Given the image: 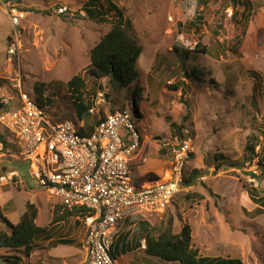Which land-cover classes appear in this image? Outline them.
I'll return each instance as SVG.
<instances>
[{
    "label": "rangeland",
    "instance_id": "1",
    "mask_svg": "<svg viewBox=\"0 0 264 264\" xmlns=\"http://www.w3.org/2000/svg\"><path fill=\"white\" fill-rule=\"evenodd\" d=\"M2 1L9 5L0 4V107L6 97H13L14 106V85L20 81V91L35 101L43 99L48 116L78 121L67 84L77 74L85 81L84 101L93 100L96 108L83 114L90 124L123 108L135 116L129 95L139 87L140 104L135 103L144 118L134 121L144 160L131 165L135 185L144 173L170 176L173 157L159 137L168 134L171 123L190 131L191 154L182 168L197 169L201 176L175 194L162 213L129 209L133 221L120 237L124 251L135 225L146 223L157 235L168 227L177 233L188 224L201 257L264 264V211L253 214L261 204L244 186L256 188L255 197L263 203L264 167L257 161L264 154V0H109L124 9L142 47L138 83L126 88L89 72V52L111 28L112 11L107 22H99L87 16L89 0ZM100 3L107 8L104 0ZM59 6L66 11L58 12ZM12 7L19 15L15 26L8 14ZM193 67L197 74L203 72L201 78L190 74ZM12 141L0 125V211L16 224L29 201L37 208L35 223L48 233L34 241L29 256L22 249H0V257L14 253L21 264H87L79 215L51 224L60 200L31 175ZM251 144L253 155L247 149ZM5 228L0 221V229ZM121 241L109 250L119 264H179L141 249L122 256Z\"/></svg>",
    "mask_w": 264,
    "mask_h": 264
},
{
    "label": "built area",
    "instance_id": "2",
    "mask_svg": "<svg viewBox=\"0 0 264 264\" xmlns=\"http://www.w3.org/2000/svg\"><path fill=\"white\" fill-rule=\"evenodd\" d=\"M2 3L9 5L0 0ZM66 9L59 6L57 10L62 13ZM8 14L11 24L18 25L19 15L13 7ZM14 50V46L8 49L9 53ZM14 86L15 108L11 110L13 97L2 99L0 125L17 146V155L61 204L85 210L77 215L84 230L82 245L87 264H119L109 252L111 233L124 221L128 210L151 216L162 213L175 194L190 188L180 187L182 166L190 153L189 129H183L182 137L173 136L163 142L173 157L170 176L141 177L135 185L131 165L144 157H140L142 139L134 121L136 116L128 109L110 111L83 134L82 128L87 127L83 119L50 117L29 94L20 91V81ZM138 107L135 103L136 115L141 113ZM95 111L91 100L88 113Z\"/></svg>",
    "mask_w": 264,
    "mask_h": 264
},
{
    "label": "trees",
    "instance_id": "3",
    "mask_svg": "<svg viewBox=\"0 0 264 264\" xmlns=\"http://www.w3.org/2000/svg\"><path fill=\"white\" fill-rule=\"evenodd\" d=\"M102 0H89L85 5V11L87 16L97 20L99 22H107V14L109 11L114 13L113 24L111 28L103 34L99 41L91 48L89 52L90 60V74L95 77H110L114 86L118 88H126L131 83L137 84L139 73L137 69V60L142 52V47L138 42V38L133 30L131 20L125 15L124 9L117 7L114 3L109 0H104L107 4V8H103L101 4ZM91 6V7H89ZM199 17V16H197ZM112 18V17H111ZM200 18V17H199ZM203 73V72H202ZM197 74L195 67L190 69V74L197 78H201ZM186 76H190L186 73ZM70 97H72V104L75 110L77 119L84 120L86 128H82L81 132L89 133L92 129L93 123H97L95 120L93 123H87V118L84 115H88V109L90 108L91 102L84 101V79L75 74L68 81ZM140 88H134L130 92V98L135 102H138L141 98ZM37 103L42 107L43 99L38 98ZM139 103V102H138ZM84 114V115H83ZM136 117L140 120L144 117V114H137ZM171 128L167 135L160 136L159 139L163 142L167 141L173 136L182 137L183 129L185 126L176 125L174 122L171 123ZM6 144V141L2 142ZM9 143V142H8ZM17 151V146L13 143H9ZM168 149V147H166ZM247 149L254 154V145H248ZM166 149H162L164 152ZM167 151V150H166ZM191 152L189 153V155ZM258 159V164L264 167V154ZM221 155H215V158ZM200 171L193 169L188 172L186 167L182 168V178L180 181V187L188 188L191 187L199 178ZM159 175L149 172L142 175V179L145 178H158ZM245 190L248 192L252 200L261 204L260 208H255V215L260 214L264 211L263 203L258 200L255 196L257 193L256 188L246 186ZM85 210L83 208H68L63 204L59 203L53 209L51 224H57L73 215L82 214ZM37 217L36 206L27 201L25 202V208L19 220L16 224L11 223L0 211V221L5 225V229H0V249L8 251L20 252L23 250L25 256H29L33 249V243L35 240L47 235L48 230L46 227L39 226L35 223ZM142 239L144 240V252L147 255L155 256L161 260L167 262H178L179 264H245L237 258L234 259H222L214 261L213 258L201 257L198 253L197 248H194L192 244L191 228L188 224L182 226L181 230L177 233L172 232L168 227L163 229L157 235L153 234V227L145 223ZM59 243L66 244V241H59ZM115 255V254H114ZM111 254L112 257L116 258ZM2 258V264H21V257L16 254H9L0 257ZM210 259V260H208Z\"/></svg>",
    "mask_w": 264,
    "mask_h": 264
},
{
    "label": "crops",
    "instance_id": "4",
    "mask_svg": "<svg viewBox=\"0 0 264 264\" xmlns=\"http://www.w3.org/2000/svg\"><path fill=\"white\" fill-rule=\"evenodd\" d=\"M132 221L133 220L130 219L129 214H128L126 216V218L124 219V221L120 225H118L116 228L113 229V231L111 233V238H112L111 239V245L113 244V242L117 244L119 241L122 240L120 238L121 237L122 230L124 229L125 226H127V224L129 222H132ZM132 227H134V224H133ZM130 229L131 228L127 227L126 230H125V232L128 233ZM143 229H144V226H142L140 228H137V226L135 225V229L133 230L132 234H130L128 236L129 240L126 243V251H124L125 249H123V240L121 241V245L119 246L120 255L123 256V254L125 252L132 253V252L137 251L139 249L143 250V248H144L143 245H142V241H143V239H142V232H143ZM114 251H116V248H114ZM143 252H144V250H143ZM127 259L129 261L132 260L131 257H128Z\"/></svg>",
    "mask_w": 264,
    "mask_h": 264
},
{
    "label": "clouds",
    "instance_id": "5",
    "mask_svg": "<svg viewBox=\"0 0 264 264\" xmlns=\"http://www.w3.org/2000/svg\"><path fill=\"white\" fill-rule=\"evenodd\" d=\"M140 104V103H139ZM144 118V117H143Z\"/></svg>",
    "mask_w": 264,
    "mask_h": 264
}]
</instances>
